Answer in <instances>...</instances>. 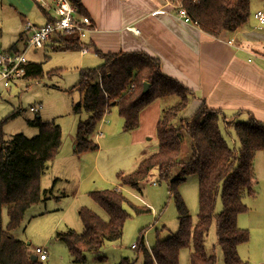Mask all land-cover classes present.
<instances>
[{
    "label": "trees",
    "instance_id": "trees-1",
    "mask_svg": "<svg viewBox=\"0 0 264 264\" xmlns=\"http://www.w3.org/2000/svg\"><path fill=\"white\" fill-rule=\"evenodd\" d=\"M73 3L82 15L79 5ZM250 4L251 0H186L184 7L190 19L203 31L218 36L234 33L246 25L251 15ZM52 41L54 51L80 49L74 34L58 35ZM18 51L14 54H19ZM97 54L103 64L81 70L75 86L82 99L73 106V112L89 114L78 124L75 154L98 151V144L90 137L111 108H117L123 119V130L130 132L139 127L140 113L154 101L177 99L164 108L158 122L157 152L143 159L134 172L117 176L121 186L141 193L142 183L157 169L159 179L169 182L170 196L176 205L179 219L176 234L158 240L151 248L146 246L142 235L138 238L134 250L141 254L142 264H179L180 253L186 248L192 250L190 264H217L216 256L208 254L205 247L214 222L224 263L250 264L238 253L239 246L250 240L248 231L239 228L238 218L249 210L244 198L255 196L254 160L258 152H264V123L251 119L233 125L240 144L239 154H236L222 134L219 112L202 106L192 118H184L192 92L164 75L159 59L138 52L105 54L98 51ZM42 76V64H27L25 80H38ZM146 83L150 87L143 94ZM6 120L0 122V264H42L31 261L28 245L12 232L22 224L27 210L43 199L41 178L59 153L62 131L55 123H43L37 117L33 123L39 129L37 136L28 138L21 133L9 137L3 131ZM187 137H190L191 146L189 155L183 157ZM191 175L199 180L197 222H193L178 191L185 177ZM90 196L105 212L107 221L84 207L79 210L83 232L68 230L59 235L74 262L79 264L87 262V254H98L106 243L121 240L129 217L125 210L128 200L117 188L94 191ZM219 199L222 209L217 212ZM131 207L138 215L150 212L146 207ZM5 211L9 217L7 226L3 225ZM134 263L129 258L117 263L108 262L104 256L97 258V264Z\"/></svg>",
    "mask_w": 264,
    "mask_h": 264
},
{
    "label": "rangeland",
    "instance_id": "rangeland-1",
    "mask_svg": "<svg viewBox=\"0 0 264 264\" xmlns=\"http://www.w3.org/2000/svg\"><path fill=\"white\" fill-rule=\"evenodd\" d=\"M34 5L32 0H0V52H8L15 44L14 32L20 30L24 18L34 23L27 14L30 8L34 10L35 15L41 17L38 6L36 8ZM250 9L252 13L258 10L263 12L264 0H251ZM25 54L26 60L43 65L44 76L38 80L20 81L8 89L4 88L0 79V122L21 110L15 117L6 120L3 131L9 137L21 133L28 138L35 137L39 129L33 123L37 117H40L43 123H55L61 128L62 146L55 160L48 165L42 175L41 186L43 193L45 192L42 201L27 210L22 224L12 232L13 236L28 245L29 256H35L36 248H43L48 255L47 261L42 262L43 264H79L74 262L69 249L59 235L68 230L83 232L79 210L84 207L107 221V215L92 200L90 194L106 188H117L128 200L129 204H125V210L129 217L125 222L121 240L106 243L100 251V256L108 258L110 263L129 258L135 261L134 264H142L141 254L134 250L138 238L142 235L146 246L153 247L158 240H164L177 233L179 219L175 202L170 196L169 182L159 179L157 169H154L142 183L141 193L119 184L117 176L120 174V169L116 168L126 169L131 173L130 168L141 155L135 156L133 152L125 149V142L130 141L132 132L123 130V119L119 116L117 108H112L111 113L106 116L108 122H103L106 124L101 130L103 134L99 135V139L96 138L97 134L101 133L98 131L99 128L90 137L100 147L97 153L87 152L79 157L80 168L72 169V166L62 160L71 154L76 146L79 122L89 117L85 111L79 114L73 112V106L82 99L80 92L75 88L80 80V71L99 67L103 64L102 60L99 58L98 64L93 57L81 58L79 51H51L35 47L29 48ZM176 100V98L170 101L160 100L159 103L164 109ZM32 107L35 109L34 112L30 110ZM222 130L226 142L236 154H239L240 144L236 133L233 130L223 128ZM148 134L143 136L144 140L143 137L140 139L144 143L140 148L147 152L158 145L157 130ZM190 146L191 140L187 137L183 144V157L189 155ZM111 167L115 168L112 173ZM107 169L112 174V183L104 182L100 176L101 172L109 176ZM254 172L255 196L244 198L249 210L238 218L239 228L248 231L250 240L240 246L239 256L250 264H264L263 152L257 154L254 160ZM116 185H120L121 188L115 187ZM178 191L186 203L193 222H197L198 177L196 175L185 177ZM131 205L146 207L150 212L138 215ZM221 209L219 199L217 212ZM8 222L9 217L5 211L3 225L7 226ZM205 247L208 254L216 256L217 264H225L217 240L215 222L210 228ZM191 252V248L183 249L179 264H190ZM97 255L99 253L87 254V262L84 264H97Z\"/></svg>",
    "mask_w": 264,
    "mask_h": 264
},
{
    "label": "crops",
    "instance_id": "crops-1",
    "mask_svg": "<svg viewBox=\"0 0 264 264\" xmlns=\"http://www.w3.org/2000/svg\"><path fill=\"white\" fill-rule=\"evenodd\" d=\"M32 1L36 8L38 6L41 17L35 15L33 9H29L27 14L34 23L23 19L20 30L14 32L16 42L7 53H16V50L22 53L27 49L30 34L24 32L26 22L41 27L47 23L48 15L52 16V2L47 0V6L42 7L40 0ZM71 1L79 5L82 16H87L92 23V31L79 44L80 49L75 50L81 53V58L93 57L99 64L98 51L105 54L144 53L160 60L164 75L191 90L192 97L184 114L185 118H192L202 106L217 111L220 113L219 126L222 134V128L234 131L233 125L237 122L255 119L264 123V28H259V22L255 18V14L262 10L251 12L247 24L238 31L212 36L198 25L186 24L172 15V10L166 7L169 0ZM54 46L55 43L50 40L43 49L54 51ZM82 47L87 49L86 53L82 51ZM159 102L160 100H156L143 109L139 116V127L131 131L130 141L125 142L126 150L133 152L135 156L141 155L138 158L140 160L137 159L130 168L132 172L143 159L158 150V145L148 150L149 152L141 149L140 146L144 143L140 139L157 130L164 110ZM111 111L112 108L99 123L97 129L101 133L97 134V139L103 134L101 130L106 124L103 122H108L105 118ZM74 150L62 159L72 169L80 168L79 157L85 154H75ZM259 153L262 152L257 154ZM114 169L111 167L110 172ZM116 169H120L119 173L130 174L126 169ZM110 172L107 169L109 176L101 172L104 182H113ZM239 249L240 246L238 253ZM97 256H100V252Z\"/></svg>",
    "mask_w": 264,
    "mask_h": 264
},
{
    "label": "built area",
    "instance_id": "built-area-1",
    "mask_svg": "<svg viewBox=\"0 0 264 264\" xmlns=\"http://www.w3.org/2000/svg\"><path fill=\"white\" fill-rule=\"evenodd\" d=\"M47 0H40L42 7H46ZM52 2V16L51 20L41 27L34 26L30 22H26L24 26V32L30 34L28 40L27 49L19 54L0 52V79L4 88H11L13 85L18 84L20 81H24L26 74V66L28 64L26 60V52L29 48L35 47L36 49H43L46 42L52 40L58 35L74 34L78 37V42L81 45L82 40L92 31L91 20L87 16L79 14L78 7L71 0H48ZM186 0H169L166 7L172 10V15H175L186 24H194L187 14V10L184 7ZM194 2L198 0H192ZM166 12H168L166 10ZM255 18L259 22V28H264V12L258 11L255 14ZM84 53L87 52L85 47H82ZM20 110V109H19ZM32 112L35 109L30 108ZM108 112L105 113V115ZM35 256L38 261H47L48 255L43 248H36Z\"/></svg>",
    "mask_w": 264,
    "mask_h": 264
},
{
    "label": "water",
    "instance_id": "water-1",
    "mask_svg": "<svg viewBox=\"0 0 264 264\" xmlns=\"http://www.w3.org/2000/svg\"><path fill=\"white\" fill-rule=\"evenodd\" d=\"M149 87H150V85H149L148 83H146V84L144 85L143 94H146V93L148 92ZM30 259H31V261H34V262L37 261V257L34 256V255H32V256L30 257Z\"/></svg>",
    "mask_w": 264,
    "mask_h": 264
}]
</instances>
